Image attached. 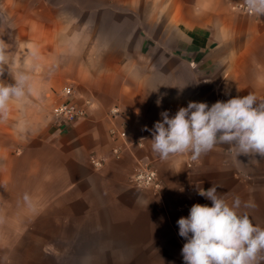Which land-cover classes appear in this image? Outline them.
Returning a JSON list of instances; mask_svg holds the SVG:
<instances>
[{"label":"crops","instance_id":"obj_1","mask_svg":"<svg viewBox=\"0 0 264 264\" xmlns=\"http://www.w3.org/2000/svg\"><path fill=\"white\" fill-rule=\"evenodd\" d=\"M240 1L154 0L149 10L165 14L147 18V0H119L122 18L94 36L63 19L59 2L0 0V84L28 81L0 114V202L40 204L32 217L58 221L60 251L68 237L90 264H184L177 221L185 204L211 206L198 193L213 185L252 205L240 211L264 228V158L217 144L190 166L188 154L163 160L145 130L190 101L264 102V16L234 8ZM69 81L84 114L66 126L44 103ZM140 163L158 189L130 182Z\"/></svg>","mask_w":264,"mask_h":264},{"label":"clouds","instance_id":"obj_2","mask_svg":"<svg viewBox=\"0 0 264 264\" xmlns=\"http://www.w3.org/2000/svg\"><path fill=\"white\" fill-rule=\"evenodd\" d=\"M246 11L264 16V0H244ZM28 87L27 77L14 84H0V114L6 115L9 100L20 99ZM163 97L156 103L160 106ZM151 131L152 151L163 160L171 156L190 154L197 160L217 144H227L236 156L264 158V102L248 93L227 102L190 101L174 116L168 111ZM213 185L200 189L199 195L211 201V206L199 203L191 206L189 215L178 219L179 235L187 242L181 254L184 264H264V228L254 225L247 212L252 205L236 197L230 204Z\"/></svg>","mask_w":264,"mask_h":264},{"label":"rangeland","instance_id":"obj_3","mask_svg":"<svg viewBox=\"0 0 264 264\" xmlns=\"http://www.w3.org/2000/svg\"><path fill=\"white\" fill-rule=\"evenodd\" d=\"M53 1L61 3L63 19L74 23L76 17L77 24H82L85 31L94 36L105 35L106 21L121 19L124 11L119 0ZM147 4V18L165 14L149 10L150 6L153 9L154 0H147ZM133 16L130 12L128 17ZM53 104L50 97L44 103V110L49 112ZM21 200L0 202V264H90L89 253L69 251L65 245L68 237H64L65 244L60 251L58 221L33 218L40 204Z\"/></svg>","mask_w":264,"mask_h":264},{"label":"built area","instance_id":"obj_4","mask_svg":"<svg viewBox=\"0 0 264 264\" xmlns=\"http://www.w3.org/2000/svg\"><path fill=\"white\" fill-rule=\"evenodd\" d=\"M234 8L239 11L249 14L245 9L244 0L236 3ZM74 88L71 84L64 85L59 92L58 101L51 107L50 113L53 121L60 125L70 126L72 125L79 117L84 114L83 109L76 104L74 101ZM88 102V101H87ZM111 113L116 112V109H111ZM112 134L124 138L125 132L119 131L117 129L111 130ZM115 156H118L119 148L116 147L113 149ZM92 162L95 166H101L102 160L92 159ZM194 160L190 158V154L186 157V163L190 166ZM130 182L137 187H149L158 189L160 187V182L157 177L156 171L148 163H140L135 173L131 176ZM192 205L185 204L184 208L188 212L190 211Z\"/></svg>","mask_w":264,"mask_h":264}]
</instances>
